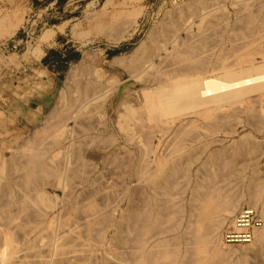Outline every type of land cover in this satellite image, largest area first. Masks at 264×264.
<instances>
[{"label":"bare ground","instance_id":"bare-ground-1","mask_svg":"<svg viewBox=\"0 0 264 264\" xmlns=\"http://www.w3.org/2000/svg\"><path fill=\"white\" fill-rule=\"evenodd\" d=\"M210 1L213 0H200L198 1L199 4L197 3V1L195 3H192L191 5L189 4L190 10L194 12L193 14H195L196 17L199 18L196 19L200 20V24L197 29L200 40L198 38L199 41L197 40V43L190 42L193 39H190V41L189 39L187 40L188 37L186 36L187 34H185V32L188 33L186 29L187 27L185 28L186 24L184 25L181 21L182 19L186 18L184 17L180 20L183 11H176V13H178L177 15H174V13H170V16L168 15V17L163 18L161 20L159 26H156L157 28L155 31L153 30L151 34L149 33V37L146 36L150 39L149 44L140 43L136 46L133 51H131L130 54L121 57H115L109 62L111 65H120L123 71L126 72L130 77H134L136 79L141 78L139 76L147 77L146 83L149 82V85H142L143 87L140 88L139 94L137 93V90L132 93L133 87L131 86V84L118 83L117 76L114 75L110 78H104V74L95 71V68L89 69L91 68V63L87 62L86 60L85 62H81L78 66L75 65V68H72V79L70 78L71 83L68 84L69 86L66 85V87L64 85V88L60 93V101L58 102H61L60 104L62 108H60L63 109V112L65 111L66 116L68 115L67 118H69V114L74 111L73 117L81 121V126L77 122L78 130L75 131L76 134L74 135L72 132L64 133L63 131H65V128L62 124V127L64 129H62V132L59 129L58 133L59 135L64 133V136L63 138H61L62 136L60 135V137H57L58 139H55L53 142L57 145L58 141H60L61 139L62 141L65 140L67 142V145L64 147L61 146V148L59 147V150H51V148H54L55 145L53 144V147H49L44 143H46L47 139L50 137L49 135H52L55 132H49L48 137L45 138L46 140H43V137L40 134L39 136H37L38 132L41 131V133H44V131L46 132V130L51 127L49 126L50 122H48V127H46L47 123L44 124L46 128H39L41 129L40 131H35L28 139H26L19 146H17V148L12 152L11 158H9L8 160L6 159V161L0 162V264H99L100 262H102V264H223L225 263L224 261L227 259H225L222 263L220 262V260L223 257H221L220 260L217 259L218 256L221 255V252L219 253L217 251L219 250V247L218 249H216V245L221 247L222 245H224L220 239V235L225 226L233 222V217L235 216L234 213L240 207L242 202H245L248 207L257 210V212L261 216L263 225L259 230L254 233L255 236L252 242H250L252 244H248H250L249 246H251V251H253L257 259L259 258V264H264V254L263 252L262 254L260 252L264 249V204L261 202V206L258 203L259 197L257 198V196L260 195L255 194L254 190L250 188L251 185L249 189L252 190V192L254 193H250L248 198L238 196L243 195L244 193L238 195H224L222 193L224 196H222V194L220 193L221 196L217 195L220 190V187L218 186V188L215 184L217 183V181H219V179H216L217 181L215 180V178H217L216 176L218 175V172H213L214 170L210 172L209 168L211 167V163L218 164L217 161L224 159V156L220 155L225 153V148L220 146L221 148L219 149L212 150V152H207V154H210L206 156L203 161L200 162L198 166L199 168L196 171V179H192L193 183L190 187L191 195L189 196L190 198L188 197V214L184 218V223H181L182 225L179 223V219H177V217L178 214H181L183 209H181V212H178V210L180 209H178L177 206L176 208L174 207L177 202H183V200L180 199L179 201L178 199L181 198V195H183V193H185L184 191H186V188L188 187L190 181L189 168L186 169V166L184 165L188 166L192 162H196L198 158L200 159V154H196L199 155V157L195 156V153L193 152L195 149H197L198 153L201 154H203L206 149V144L201 145L199 148H196L193 145L200 143L203 140V137L213 133V130H211V128L208 129L207 127V129L204 128L205 130L202 129V132H204V134H197L198 131L195 134L192 132L194 135H189L190 137L184 139L182 137L179 138V135L184 134L180 130H183L184 127H187L190 124L196 126L200 122L197 124L195 122H198L199 120H206V124H209V122L211 121L212 123L210 122V126L211 124H213V129L214 126H216V123L221 120L219 119L221 118L219 116L221 114L220 112L223 110L222 108L235 104V106H237L238 103L245 104V106L241 105L243 108V112H247L249 114L256 113L254 109L256 107H253L255 104L252 105V103H249L250 101H248V99H250V97L254 94H259L260 98L264 101V63L261 62L257 65L255 64V60V63H253V58L252 62H250L249 60V63H247V59L245 58L246 56H242L238 52L237 58L233 62H225L226 59H224L223 53H227L228 51H220L219 53L214 54L212 53L213 51H210L213 49H210L209 52H211V54L206 53V51L208 50L206 49L205 51L206 47L204 45L206 41V34L204 32L205 29L200 25L202 24L203 26V23H205V25L209 24L211 27L212 25H215L218 20V17L216 18L214 17L215 15H212V12L215 10L214 8L210 7V11H202V8H204V6ZM231 3L232 7L233 4L234 6L237 5L238 12L236 11L237 13L235 15L237 21L239 22H243L246 20L245 23L250 24L253 23V20H256V17H258L255 15L256 13H263L264 15L263 8L259 7L260 9L258 12L253 10L255 8H252L257 6L258 4H261V6H263V0H232ZM214 4L216 3L214 2ZM183 9L184 8H182V10ZM191 11L190 13H192ZM186 14H188V12ZM189 18L191 19L192 17L189 16ZM219 19L221 20V18ZM263 19L264 18H262V20ZM263 23L262 26L264 27ZM241 24L238 23V25ZM111 25L113 26L110 28L109 32L116 33L114 36H116V41H118L122 36L120 30V28H122V23L119 24V21L116 20ZM233 26L237 27V25L235 24ZM260 26L259 29L262 27ZM222 27L223 29H225L223 25ZM249 27H246L245 29ZM242 28L244 29V27ZM213 29H211V31ZM234 29L235 28L233 27L232 30ZM219 30L221 29L219 28ZM178 31L184 32L187 40L186 42L185 39L178 40ZM252 31L253 30H251L250 32ZM216 32L217 31L213 33L216 34ZM218 32L220 33V31ZM213 33H211V35L209 36H213ZM222 33L224 34V32ZM233 33H235V31L231 32L230 36H232ZM239 33L241 34V32ZM43 35L46 39H49L50 31L45 32ZM188 36L190 35L188 34ZM219 36L223 38L225 37V39H227L228 41L232 39L229 35ZM253 37L259 39L262 38L261 35L260 37ZM217 39L219 40V38ZM217 39L216 41H218ZM211 40H213V38ZM261 41H264V38H262ZM163 43H165V47L166 43L167 45L171 44V49L169 50V52H165V48L162 47ZM255 43L254 41L253 43L249 42V45H254ZM208 46L210 47L211 45ZM239 49L240 48L237 47V51ZM255 49L256 51L254 52H258L257 48H254V50ZM234 51L232 50V52ZM247 51L249 52V50ZM240 55L241 58H239ZM260 55L262 57V53ZM233 56L235 59L236 56ZM155 59H157L158 62H155ZM166 62L169 64L166 65ZM163 65L166 66L163 67ZM102 77L104 78L103 80ZM135 93H137L138 96H133ZM101 97L102 101L98 102ZM107 98H110L111 100L109 105L111 106L112 113L115 116L114 119H111V116L107 115ZM136 99H138V102H134ZM96 102H98V104L93 107ZM248 104L252 105L251 108H249ZM231 108L235 109L232 110L234 112L237 111L236 113H240L241 111L240 109H236V107ZM258 109H260V107ZM54 110L56 112L58 111L57 108H55ZM95 110L96 113L99 112L98 114L103 118V133L107 132V137L109 136L111 137V139H114L112 138L113 134H111V132L116 129L118 134H123V142L125 145L131 144L133 146H136L139 151V154L135 156L134 159H129V161L126 159L127 161H125V163L123 162V164L125 165V167L123 165V168L126 170V172L127 170H129V175H132V177H134L137 181L141 182L144 187H120L122 188V190L120 191V197L122 196L123 199H126L128 201L126 202L128 206H124L126 209L122 212L120 211V215H118V217H114L113 215H111L112 213H110L111 211H108L110 210L108 209V207L105 208L104 206L100 208L99 205L94 203V201H91L89 204H87V202L84 204H79L82 201L79 202L80 200L78 201L76 196L75 198L77 200L74 198L75 201H73L74 199L70 201V194L72 192L70 191L68 195V193H66L67 190L65 191L66 186L64 185L67 184V182L64 183V181L65 178H67L68 176V178L71 179V166H73L72 164H75L77 162L81 164H88L89 161L92 163L97 159L105 160L109 158V156L105 154L96 153L95 148L92 149L88 146V144L91 143L93 140L91 138L92 136H89V134H87L90 130V127L88 126V123H86V121L89 119V117L92 118L91 113ZM52 111L51 113L53 114ZM261 111H263V109H260V113H262ZM230 113L232 112L230 111ZM227 114H229V111ZM256 114H251V116ZM47 118L45 119L49 120ZM226 118L228 119V117ZM184 119L186 122H183ZM108 120L109 122H111V125H108V122L106 123V121ZM60 121H62V119ZM177 121L181 123V127L179 126V128L177 129L179 133H176L175 131L176 136L172 139L173 141H171L170 139V141L172 142V146L168 148L164 147V149H167H165L166 151L164 150L165 153H160L161 156L157 157L159 155H157V147L154 148L152 146L150 141L151 139H149V136L147 135L148 133L146 134V137L142 135V137L145 138L141 140L142 137L139 135V133L141 134L142 128L146 127L143 125H150L154 123L159 127V132H167V130L171 128ZM262 126L264 127V125ZM224 128H226L225 125ZM190 129L192 130V128ZM155 131L158 132L157 128ZM186 131H188V129L185 130V133ZM81 133L83 136L81 135ZM43 135L45 136L46 134ZM238 142L239 144L233 143L234 148H231L234 149L233 155H235L239 151V149L243 148L242 145H244V142H242V144H240V141ZM160 144L161 142L158 145ZM228 145H230V143ZM252 146L253 145H249V147L251 148ZM226 149H228V146L226 147ZM250 149H247L246 147V150ZM123 153L124 156L125 154L128 155V151H123ZM244 154L247 155L248 153L246 154L244 152ZM112 155L110 159L113 157L114 159L111 160H114L115 164H117V166L115 167L119 168V164L122 163L123 159L121 160V158H117L115 152H113ZM219 156L222 159H219ZM228 157H231V155ZM247 159H250V157ZM225 161L223 160L220 162ZM233 164L229 163L228 166L231 167L233 166ZM107 167L108 165L106 166V169ZM218 167H220V164ZM82 170L83 169H81V172ZM232 171L233 169L231 170V172ZM232 173L234 174V172ZM229 174L230 172H227L225 175L223 173V176L226 177L227 175L229 177L230 175H232L233 178V174ZM75 175L77 176V174L75 173L73 175L74 178ZM109 175L112 176V174ZM122 175L125 176L128 174L122 173ZM219 175L220 176L218 177H221V172L219 173ZM234 175L236 178V174ZM45 176H48L47 178L50 179L54 176L58 179L57 184H59L55 188H58L60 186L59 188L63 191L62 193L67 196V199L65 198V202L67 201V203L69 204V206L67 205L66 207H71L69 210L68 208H64L65 210H60V207H58V204L56 203V195L49 196L47 191L38 188L39 184L41 185L43 182L47 181H44ZM78 177L80 176H77V178ZM132 177L130 178L131 180ZM177 177H180L181 180H184V185L180 186V189L182 187L184 188L182 193H177L174 191L175 189L177 190V183L180 180H178ZM244 177L241 176V179L244 180ZM86 178L87 177H83L82 179L85 180ZM50 179H48L49 182ZM53 179L56 180L55 178H52V183L54 182L52 181ZM79 179H81V177ZM212 179L216 182L210 184ZM222 179L220 178V181ZM224 180L226 181L228 180V178H225ZM251 181H253V179ZM260 181L259 183H261ZM51 182L47 183L52 185ZM221 182L224 183L223 180ZM255 182L257 181L255 180ZM238 183L236 182V184ZM90 184L92 185L95 183H91L90 181ZM256 186L258 187V185ZM256 186H253V188ZM260 186L262 185L260 184ZM260 188H262L263 190V187ZM262 190L259 189L260 192ZM135 191L141 192V194L145 193V197L137 196L138 198L145 199L144 201L142 199L140 202H138L139 200H137V203L139 204H136V198H134V194L137 193ZM83 192L85 191L83 190ZM113 193L115 192L113 191ZM81 195L80 196L83 197V194ZM110 195L111 193L109 194V197ZM51 197H54L55 200H53ZM219 197H221V199H219ZM86 198L84 197V199ZM102 198L103 196L101 197V199ZM98 199L100 198L98 197ZM104 199L106 198L104 197ZM176 199L177 202L175 203ZM111 201L113 202V200ZM62 202L60 201V203ZM179 206L181 208V205ZM258 206H261V210L260 208H258ZM55 208H57V214H54ZM81 212L84 213L81 214ZM182 214L184 213L182 212ZM228 217L230 218L228 219ZM224 223L225 225L222 228V231L220 230L221 233H219V229H221ZM106 226L107 228L105 229ZM109 228L113 232L108 238V240L110 241L106 240L105 242V239H107L105 235ZM219 243L222 245H219ZM97 249H101L105 253L104 257H102V260H97L95 257L93 258L92 256L94 255L93 252ZM220 251H222V249ZM222 254L225 255L224 253ZM244 259H242V261ZM241 263L242 262L240 261V264ZM243 263L246 264V261H243Z\"/></svg>","mask_w":264,"mask_h":264},{"label":"rangeland","instance_id":"rangeland-1","mask_svg":"<svg viewBox=\"0 0 264 264\" xmlns=\"http://www.w3.org/2000/svg\"><path fill=\"white\" fill-rule=\"evenodd\" d=\"M196 1L199 4L198 1H200V0H61V1H58V0H36V1H33V0H0V162L6 161V159L8 160L9 158H11L12 152L17 148V146H19L23 141L28 139L35 131L37 132V131H40L43 127L44 128L48 127V122H50L49 126H51L52 128L49 127L46 130V132L44 131V133H41V131L38 132L37 136H39V134H40L43 137L42 139L44 140L45 138L48 137L49 132L50 133L55 132L52 135H49L50 137L47 139L46 143H44L49 147H51V146L53 147L54 145L56 146V147L54 146V148H51V150H59L61 148V146L64 147L67 145V142L65 140L62 141L60 139V141L62 143L60 141H58V143H60V144L57 143V145L53 141L55 139H58L60 137V135L62 136L61 138H63V136H64L63 134L65 132H72L75 135L76 134L75 131L78 130L77 129V122L81 126V121L79 119H75L73 117L74 111H72L69 114V118H67L68 115L66 116L65 111L64 112L62 111L63 109H61L62 108V106L60 104L61 102H58V101H60V99H59L60 93L63 90L64 85L66 87V85L71 83V79H72L71 76H72V72H73V71H71V70H73L72 68H75L76 66H78L83 61L85 62V60L87 62L91 63V66H90L91 68H89V69L95 68V71H98V72H101L104 74V78H106V77L110 78L111 76L115 75V76H117L118 83H125V84L126 83L127 84L133 83L131 85V86L134 85L132 88L133 89L132 93L135 90H137V93L139 94V90L141 87H143L144 85H146V86L149 85V82L146 83L147 77L139 76L142 79L138 78V77H137L138 79H136L134 77H130L126 72L123 71V69H122V67H120V65H111L109 62L115 57H121V56L130 54L131 51H133L136 48V46L139 45L140 43L149 44L150 39L148 37L152 33V31L156 30V28L159 26V24L163 18H166V17H168V15L170 16L173 13H174V15L175 14L177 15L178 13H176V11L177 12L183 11L182 12L183 14H182V17H180V20L184 17L186 18V19H182L181 21L184 25L186 24L185 28L187 27L186 29H187L188 33L185 32V34H187L186 36L188 37L187 40L189 39V41H190V39H193L194 41L191 40L190 42L195 43L199 38L197 29H198V26L200 24V20H198L199 18L196 17L195 14H193L194 12H192L190 10L189 6L192 3H195ZM222 1H224V2H222ZM222 1L221 0L210 1V2H208V4L205 5L206 7L204 6V8H202L203 12L205 10L210 11L211 8H214L215 10L212 12L213 13L212 15L213 16L215 15L214 17H216V18L218 17L217 23L215 25H212L211 27L209 24L205 25V23H203L204 24L203 26H202V24L200 25L205 30L207 29L208 31L209 30L211 31V29L214 28L215 30L213 29L212 31L214 33H215V31H217L216 32L217 35H216L212 31L211 32L209 31V33H208L207 30H206L207 32L204 30V32L206 34V41L204 44L206 47L205 51H206V49L208 50V51H206V53L211 54V52L213 51L212 53L215 54V53H219L220 51H222V52L228 51L227 53H223L224 59H226L225 62H233L234 60H236L237 55L239 53L242 56H246L245 58L247 59L246 60L247 63H249V60H250V62H252V58H253V63L256 62L255 64H257V65L260 64L261 62L264 63V60H263V58H264V56H263L264 55V52H263L264 51V41H261V39L264 38L263 37L264 36V34H263L264 33L263 32L264 27L262 26V23L264 21V19L262 20V18H264L263 13H261V14L256 13L255 15L258 16L259 18L256 17V20H253V23H250L251 25L245 23L246 20L243 22H239V21H237L236 15H235L238 12L237 11V5L234 6V4H233V7H232V3H231L232 0L231 1L230 0H222ZM233 1H235V0H233ZM214 2L216 4H214ZM220 5H221V7H220ZM259 7L264 9V5L261 6V4L260 5L258 4L257 6L252 7V8H255L253 10L258 12L260 9ZM182 8H184V9L182 10ZM238 9H239V7H238ZM234 10H235V12H234ZM190 11L192 13H190ZM246 11H249V10H246ZM187 12H188V14H186ZM191 14L194 15L195 17L192 16ZM117 16H119V17H117ZM189 16L192 18L190 19ZM208 17H209V15H208ZM196 18H198V19H196ZM219 18H221V20ZM118 19H120V20H118ZM116 20L119 21V24L122 23V25H121L122 28H120L122 36L120 37V39L118 41H116V38H115L116 36H114L116 33L109 32L110 28L113 25H115V24H113V25H111V24L114 23V21H116ZM223 20H224V23H223ZM238 23L239 24L242 23V24L238 25ZM234 24L237 25V27L233 26ZM246 24H247V26H246ZM184 25H182V26H184ZM222 25L225 27V29H223ZM248 25L252 26V27H249ZM256 25H257V27H256ZM241 26L244 27V29L246 27H249L250 30H249V28L245 29V31L247 30L249 32H247V31L245 32ZM259 26L261 27L260 29H259ZM233 27L235 28L234 30H232ZM238 27H240V28H238ZM153 28H155V29H153ZM219 28L221 30H219ZM216 29H218V30H216ZM238 30H240V31H238ZM251 30H253V31L250 32ZM47 31H50V38L49 39H46L43 35ZM218 31H220V33ZM221 31L224 32V34ZM233 31H235V33H233L232 36H230L231 35L230 33ZM243 31H244V33H243ZM239 32H241V34ZM211 33H213V36H209V35H211ZM258 33L261 35L262 38L259 39V38L253 37V36L260 37V35ZM185 34L182 31H180V32L178 31V33H177L178 40H180V39L184 40L185 39V42H186L187 40H186ZM188 34L191 37L188 36ZM219 35H223V36L229 35L232 39H230L228 41L227 39H225V37L223 38V37H220ZM257 35H259V36H257ZM146 36H148V37H146ZM195 37H197V38H195ZM233 37H235V38H233ZM241 37H242V39H241ZM212 38H213V40H211ZM217 38H219V40ZM216 39L218 41H216ZM254 39H257V40H254ZM258 39L260 42L258 41ZM199 40H200V38H199ZM253 41H254V43L256 42L254 44L255 46L253 44L249 45V42L253 43ZM210 42H212V43H210ZM230 42H231V44H230ZM215 43H217V44H215ZM243 43H245V44H243ZM163 44H164V46H163ZM163 44H162V47L165 48L164 49L165 52L166 51L169 52V50L171 49V47H170L171 44L167 45V43H166V47H165V43H163ZM214 44H215V48H214ZM208 45H211V46L209 47ZM248 45H249V47H248ZM207 46L209 49L207 48ZM251 46H253V47H251ZM237 47L240 48L238 51H237ZM242 48H244L245 51ZM251 48H253V49H251ZM254 48H257L258 52H254V51H256V49L254 50ZM210 49H213V50H210ZM209 50L211 52H209ZM232 50L233 51L235 50L236 52L235 51L232 52ZM247 50H249V52L251 51L250 54ZM261 53H262V57L260 55ZM230 54L235 55L236 56L235 59H234V56L230 55ZM241 55L239 56V58H241ZM228 57H229V59H228ZM254 60H255V62H254ZM155 62H158L157 59H155ZM165 64L167 65L169 63L166 62ZM166 65H163V67H165ZM104 78L102 77V80ZM125 84H123V85H125ZM137 93H135L133 96H135V97L138 96ZM106 100H108V104H107L108 105V107H107L108 114L107 115H110L111 119H114L115 116L112 113L111 106L109 105L111 100H110V98L109 99L107 98ZM100 101H102V97L98 100V102H100ZM248 101H250L249 103H252V105L255 104L253 107H256L254 109H255L256 113H257V111H258V113L257 114L251 113V114H256V115L251 116V114H249L247 112H243L242 106H245V104H239L238 103V105H237L238 107L235 106L236 105L235 104V105L226 106L225 108H222L223 110L220 112L221 114L219 116V117H221V118H219L221 120H219L220 122L218 121L216 123V126H214L213 129H212L213 124H211V126H210L211 121L209 122V120H208L209 124H206L207 123L206 120H199L198 122H195V123L197 124L200 122L199 123L200 125L197 124L196 126H194L193 124H190L187 127H184L183 130H180L185 135L181 134V132H180L181 135H179V138L182 137L184 139L187 137H190L189 135H194L197 131H198L197 134H200V135L204 134V132H202V129H204V128L207 129V127H208V129L211 128V130H213V133L210 134L212 137L210 135L205 136V137H203V140L200 143L193 145L196 148H199L201 145L206 144V149H205V152L203 154L198 153L197 149H195L197 151H195V150L193 151L195 153V156H197V157H199V155H196V154H200V156H201L200 159L198 158V160L196 162L195 161H194V163L192 162L191 163L192 165L189 164L190 167H189V165L188 166L184 165V166H186L185 167L186 169L189 168V176H190L189 185L186 188V191H184L185 193H183V195H181V198L178 199L179 201H180V199L183 200V202L181 201L182 204L180 202L178 203L177 199L175 200V203L176 202L177 203L176 204L174 203L175 204L174 207L176 208V206H177V208L180 209V210H178V212H181V209H183L182 212L184 214H182V212H181V214H178V217H177V219H179L180 224L184 223V218L188 214V212H187L188 211V197L191 195V192H190L191 188L190 187L192 186L193 180L196 179V177H195L197 174L196 171L199 168L198 166H199L200 162L203 161L206 158V156H208L210 154V153L207 154V152H212V150H216V149H219L221 147L225 148L224 152L226 154L223 153L220 156H224V159H223L224 161L228 158L229 159L226 160L225 162H220L223 160L217 161L218 164L217 163H211V167L209 168L210 172H212L213 170H214L213 172H215V171L218 172L217 173L218 175L216 176L217 178H215V180L219 179V181L216 180L217 183H215V184L217 187L218 186L220 187V188L218 187L220 190H219L217 195L221 196L222 193L224 195H226V194L238 195V194L244 193L243 195H238V196H242L243 198H248L250 193L255 192V194L260 195V196H257V198L259 197L258 199L260 201V202L258 201L259 205L262 206V203L264 204V127L262 126V125H264V120H263L264 119V115H263V113H264L263 112L264 111V101L260 98L259 94H254L253 96L250 97V99H248ZM98 102H96L93 107H95L96 104H98ZM134 102H138V99H136ZM134 104H136V103H134ZM239 105L242 109L239 107ZM252 105L248 104L249 108H251ZM231 107H234V108L236 107V109H238V110L240 109L242 112L240 111V113L239 112L236 113L237 111L234 112L233 110H235V109H233ZM259 107H260V109H263V111H261L262 113H260V109H258ZM55 108H57V110L59 112L58 111L56 112L54 110ZM52 110H54V111H52ZM51 111L53 112V114L51 113ZM60 111H61V113H60ZM228 111H229V114H227ZM230 111L232 113H230ZM63 113H64V116H63ZM98 113L99 112L96 113V110L93 111L91 113L92 118L89 117V119L86 121V123H88V126L90 127L89 128L90 130L87 134H89V136H92L91 138L93 140L91 143L88 144V146L92 149L95 148L96 150L95 149L94 150L96 151V153L105 154V155L109 156V158H107L105 160L97 159L92 163L89 161L90 164L89 163L88 164L87 163L81 164L79 162L75 163L76 165L72 164L73 166H71V168H72L71 179L68 178L69 176L67 178H65L64 183L67 182V184H65L64 186H66L65 191L67 190L66 193H68V195H69L70 191L72 192L70 194L71 195L70 201H72L75 198V196L78 199V201L80 200L79 202L82 201L81 203H79L77 201L79 204H84L86 202H87V204H89L91 201L92 202L94 201V203L99 205L100 208L104 207V206H105V208L108 207V209H110L108 211H111L110 213H112L111 215H113L114 217H118V215H120V211L121 212L124 211L126 209L125 207L128 206V204L126 203L128 201L126 199H123L122 196L120 197V191L122 190V188H120V187H125V186H128L130 188L144 187V185L141 182L137 181L134 177H132V175H129V173H130V172L128 173L129 170H127V172H126V170L123 168V165H124L123 162L125 163V161H127V160L129 161V159H131V160L134 159L135 156H137L139 154V151H138L136 146H133L131 144L125 145L123 142V134L122 133L118 134L116 129L111 132V134H113L112 138H114V139H111V137H109V136H108L109 137L108 138L107 132L103 133V130H104L103 129V123H102L103 118ZM223 113L226 115V117H228V119L225 117V115ZM242 113H245V114H242ZM54 114H56V115H54ZM45 118H47L49 120H46ZM61 119H62V121H60ZM238 119H239V121H238ZM204 121H206V122H204ZM230 121L231 122L233 121V122L231 123ZM183 122H186L185 119ZM223 122H225V123H223ZM235 122H237V123H235ZM46 123H47V125L45 127L44 124H46ZM106 123L108 125H111V122H109V120L106 121ZM62 124L65 128V131H63L64 132L63 134L59 135L58 130L60 129V131L62 132V129H64L62 127ZM180 124L181 123L179 121L175 122L174 125L167 130V132H165V131L159 132V130H160L159 127L157 125H155L154 123H152L150 125L145 124L143 126H146V127L142 128V132H141V134L139 133V135L141 137H142V135L146 137V134L148 133L147 135L149 136V139H151L150 141H151L152 146L154 148L157 147V155L159 154L157 157H160L161 154L162 153L164 154L165 151L167 150L166 148H165L166 149L165 150L164 147L168 148V147L172 146L171 141H173L172 139L176 136V133H179L177 129L179 128ZM201 124H203V125H201ZM224 125L226 128H224ZM150 126H152V127H150ZM253 126H255V127H253ZM259 126L261 127V129ZM60 127H62V128H60ZM199 127H201V128H199ZM39 128H41V129H39ZM156 128H157L158 132L155 131ZM186 128L188 129V131H186V133H185V130H187ZM190 128H192V130ZM255 128H257V129H255ZM189 130H190V132H189ZM175 131H176V133H175ZM116 133L118 136L116 135ZM43 134H46V135L44 136ZM81 135H82V133H81ZM145 137H142L141 140ZM239 137H240V139H239ZM91 138H89V139H91ZM243 138H245L246 140ZM99 139H101V140H99ZM170 139H171V141H170ZM223 139L224 140L226 139V140L224 141ZM159 141L161 142L162 145L161 144L158 145L160 143ZM238 141H240V144H242V142H244L243 143L244 145H242L243 148L239 149V151L235 155H233L234 149H231V148H234L235 143L239 144ZM166 143H168V144H166ZM229 143H230V145H228ZM255 143H257V144H255ZM109 144H110V146H109ZM231 145H233V146H231ZM249 145L250 146L253 145L252 148L249 147ZM227 146H228V149H226ZM246 147H247V149L251 148L250 150H252V149L253 150L252 151L246 150ZM226 150H228V151L230 150V151L228 152ZM123 151H128V155L125 154V156H124ZM111 152L112 153L115 152L117 158H121V160L123 159L122 163L119 164L120 165L119 168L115 167V166H117V164H115L114 160H111L114 158L112 157L110 159V157L112 155ZM241 152H242V154H241ZM244 152L246 154L247 153L248 154L245 155ZM117 153L118 154L123 153V154L118 155ZM230 155H231V157H228ZM220 156H219V159L221 158ZM239 156H240V158H239ZM249 157H250V159H247ZM233 158H234V160H233ZM237 159H238V162H237ZM106 161L107 162L109 161L108 164ZM233 161H234L235 165L233 164ZM85 162H87V161H85ZM228 162L233 164V166H231L233 168L228 166V164H229ZM222 163L225 166H223ZM248 163H250V164H248ZM219 164H220V167H218ZM78 165H80V166H78ZM82 165H84V166H82ZM107 165H108V167L106 169ZM85 166H87V167H85ZM121 166H122V168H121ZM93 167H96V168H93ZM124 167H125V165H124ZM229 167L231 170L233 169L232 172H234V174H236V178H235V175L229 169ZM73 168H74V170H73ZM81 169H83L82 172H81ZM90 170H91V172H90ZM223 170H224V172H223ZM239 170H240V172H239ZM73 171H74V173H73ZM219 171L221 172V177H218V176H220ZM99 172H100V174H99ZM227 172H230V174H233V178H232V175H230V174L229 175L231 177L230 176L228 177L227 176L228 174L226 175V177H224L223 173L225 175ZM75 173L77 174V176H80L81 179H79L80 177L77 178L76 175L74 178L73 175ZM84 173H86V174H84ZM122 173L123 174L125 173L128 175L123 176ZM83 174L86 176H84ZM87 174H89V175H87ZM109 174H112V176H110ZM238 174H240V175H238ZM81 175L84 178L85 177H87V178L84 180V179H82L83 177ZM119 175H121V176H119ZM244 175H245V177H244ZM108 176H110V177H108ZM241 176L244 177V180L241 179ZM47 177L45 176V179H44V181L45 180H47V181L43 182L41 185L39 184L40 187L38 186V188L47 191L49 196H55L56 195L57 198L59 197L58 200L56 198V203L58 204L57 206L60 207L59 208L60 210H65L66 208H68V210H69L71 207L70 208L66 207L67 205L69 206V204L67 203V201L65 202V198L67 196H65V194L62 193L63 191L60 190V188H59L60 186L58 188H55L59 184V183L57 184L58 179L54 176L53 177L49 176V177H51V179L52 178L56 179V180H54V179L52 180L55 182V183L53 182L55 184L54 185L51 182V179L47 178ZM131 177H132V180L130 179ZM127 178H128V180H127ZM177 178H178V180L179 179L180 180L177 183V187H176L177 190L175 189L174 191L177 193H182L184 188L182 187L181 188L182 190H181L180 186L184 185V183H183L184 180H181L180 177H177ZM220 178L221 179L222 178H224V179L228 178V180L225 181L224 179H222L224 182V183H222L221 182L222 180L220 181ZM48 179H50V182L52 185L48 184V183H50L48 181ZM121 179H123V180H121ZM238 179H241V180H238ZM250 179L251 180L253 179V181H251ZM103 180L104 181L106 180V181L104 182ZM118 180H120V181H118ZM215 180L212 179L210 184L213 182H216ZM255 180L257 182H255ZM258 180L259 181L261 180L260 181L261 183H259ZM59 181H61V180H59ZM90 181H91V183H95V184H92L93 185L92 186L90 184ZM69 182H71V183H69ZM77 182H78V184H77ZM236 182L237 183L239 182V183L236 184ZM250 182L252 184L254 183L253 186L258 185L259 188L256 186V187H254L256 189H254ZM136 183H137V185H136ZM138 183H140V184H138ZM260 184L262 186H260ZM122 185H124V186H122ZM250 185H251V187H250ZM42 186H44V187H42ZM225 187H226V191H225ZM249 187L252 188V190H254V192H252V190H250ZM260 187H263V190ZM88 188H90V189H88ZM178 189L180 192L178 191ZM227 189H229L230 192ZM259 189L262 190L261 191L262 194L259 191ZM83 190L85 192H83ZM103 190H105V191H103ZM140 190H142V189H140ZM256 190L260 193H258ZM99 191H101V192H99ZM113 191L115 193H113ZM97 192H98V194H97ZM104 192H105V194H104ZM135 192H137V191H135ZM110 193L112 196L110 195V197H109ZM81 194H83V197H81L82 196ZM140 194H141V192H137L134 194V198H136L135 199L136 204H139V203H137V200H139L138 202H140L142 199H143V201L145 200L144 198H138L137 197V196H139V197L144 196L145 197V193H143L141 195ZM223 194H222V196H224ZM85 195L87 196L88 200H87ZM95 195H97V196H95ZM102 196H103V198L101 199ZM84 197L86 199H84ZM98 197L100 199H98ZM104 197L106 199H104ZM62 198H64V199H62ZM52 199L55 200L54 197ZM75 199L73 201H75ZM219 199H221V197H219ZM111 200H113V202ZM60 201L61 202L63 201V202L60 203ZM107 201L109 202V204ZM115 203H117V204H115ZM113 205H114V207H113ZM179 205H181V208ZM182 205H183V207H182ZM243 206H248V205H246L245 202H242L240 207L237 209V211L240 208H242ZM261 206H258V208H260V210H261ZM263 207H264V205H263ZM61 208H63V209H61ZM237 211H235V213ZM57 213H58L57 208H55L54 214H57ZM83 213L81 212V214H83ZM233 215H231V216H233ZM176 216H177V213H176ZM230 217H228V219ZM225 223H226V221H225ZM225 223L222 225L221 229H219V233H221L220 230L222 231V228L224 227ZM106 228H107V226L105 227V229ZM263 229H264V226H263ZM112 232L113 231L110 228H109V230H107L106 235H105L107 237V239H105V242H106V240L110 241V240H108V238L110 237ZM218 235H220V234H218ZM250 244H252V243H250ZM250 244H247V245L246 244H239V245H234V246H227L226 245L225 246V245H222L219 243V245H222L223 248L221 246L216 245V249H218V247H219V250H217V251L219 253L221 252L220 253L221 255L218 256L217 259L220 260V258L223 257L222 258L223 260L222 259L220 260L221 263L225 259H227L224 261L225 263H223V264H226V263L227 264H240V261L242 262L241 264H244L243 261L244 262L246 261V264H250V263L251 264H259V262H258L259 258L257 259L256 255L253 253V251H251V246H249ZM221 249H222V251H220ZM100 250L101 249H97L93 252V254H94V255H92L93 258L95 257L97 260L98 259L102 260V257H104L105 253H104V251H102V250L100 251ZM260 252H261V254H262V252L264 254V249ZM222 253H224L225 255H223ZM97 255L99 256V258ZM241 258L242 259L245 258V259L242 261ZM99 264H102V262H100Z\"/></svg>","mask_w":264,"mask_h":264},{"label":"built area","instance_id":"built-area-1","mask_svg":"<svg viewBox=\"0 0 264 264\" xmlns=\"http://www.w3.org/2000/svg\"><path fill=\"white\" fill-rule=\"evenodd\" d=\"M262 219L257 210L243 206L233 217V222L223 229L220 239L224 245L234 246L252 242L255 232L262 227Z\"/></svg>","mask_w":264,"mask_h":264},{"label":"water","instance_id":"water-1","mask_svg":"<svg viewBox=\"0 0 264 264\" xmlns=\"http://www.w3.org/2000/svg\"><path fill=\"white\" fill-rule=\"evenodd\" d=\"M129 84H131V85H132L133 83H129ZM133 86H134V85H133ZM133 86H132V87H133ZM121 89H122V88H121Z\"/></svg>","mask_w":264,"mask_h":264},{"label":"trees","instance_id":"trees-1","mask_svg":"<svg viewBox=\"0 0 264 264\" xmlns=\"http://www.w3.org/2000/svg\"><path fill=\"white\" fill-rule=\"evenodd\" d=\"M33 1H36V0H33ZM58 1H61V0H58Z\"/></svg>","mask_w":264,"mask_h":264}]
</instances>
